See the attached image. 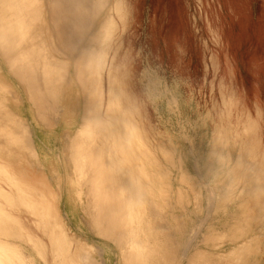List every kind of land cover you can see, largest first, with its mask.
<instances>
[{
    "label": "clouds",
    "instance_id": "clouds-1",
    "mask_svg": "<svg viewBox=\"0 0 264 264\" xmlns=\"http://www.w3.org/2000/svg\"><path fill=\"white\" fill-rule=\"evenodd\" d=\"M143 4L0 0V264H264V97Z\"/></svg>",
    "mask_w": 264,
    "mask_h": 264
},
{
    "label": "rangeland",
    "instance_id": "rangeland-1",
    "mask_svg": "<svg viewBox=\"0 0 264 264\" xmlns=\"http://www.w3.org/2000/svg\"><path fill=\"white\" fill-rule=\"evenodd\" d=\"M143 9L151 43L166 53L171 38L185 32L190 11L206 34L210 29L222 31L226 47L221 60L235 59L250 92L264 97V0H144ZM254 64H259L258 70ZM190 67H200L198 53Z\"/></svg>",
    "mask_w": 264,
    "mask_h": 264
},
{
    "label": "bare ground",
    "instance_id": "bare-ground-1",
    "mask_svg": "<svg viewBox=\"0 0 264 264\" xmlns=\"http://www.w3.org/2000/svg\"><path fill=\"white\" fill-rule=\"evenodd\" d=\"M245 5V4H244ZM246 11V10H245ZM241 12V11H240Z\"/></svg>",
    "mask_w": 264,
    "mask_h": 264
}]
</instances>
